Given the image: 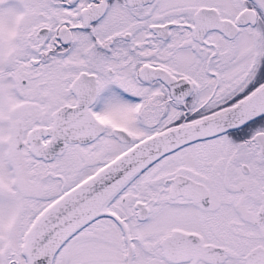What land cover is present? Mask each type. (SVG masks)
<instances>
[{
    "label": "snow or ice",
    "instance_id": "obj_1",
    "mask_svg": "<svg viewBox=\"0 0 264 264\" xmlns=\"http://www.w3.org/2000/svg\"><path fill=\"white\" fill-rule=\"evenodd\" d=\"M0 264H264V0H0Z\"/></svg>",
    "mask_w": 264,
    "mask_h": 264
}]
</instances>
